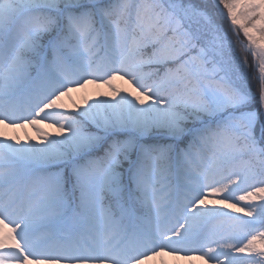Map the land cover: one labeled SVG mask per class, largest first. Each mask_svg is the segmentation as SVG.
Wrapping results in <instances>:
<instances>
[{"label": "snow or ice", "instance_id": "obj_1", "mask_svg": "<svg viewBox=\"0 0 264 264\" xmlns=\"http://www.w3.org/2000/svg\"><path fill=\"white\" fill-rule=\"evenodd\" d=\"M164 255L264 264V0H0V264Z\"/></svg>", "mask_w": 264, "mask_h": 264}, {"label": "rangeland", "instance_id": "obj_2", "mask_svg": "<svg viewBox=\"0 0 264 264\" xmlns=\"http://www.w3.org/2000/svg\"><path fill=\"white\" fill-rule=\"evenodd\" d=\"M118 84H120L122 87H128V85L123 82V81H117ZM98 91H108L106 86L101 85L99 88L95 85H89L87 89L81 90L80 92H74L72 94V98L77 102L80 103L82 101V96L85 94L88 95H95ZM65 103H68L69 105L71 104V101L67 98H65ZM50 132H54L55 128L49 127L47 124L44 125ZM17 134H19L21 137H24L25 134L28 136L35 137L36 133L33 131L31 127H27L25 129H16L14 130ZM13 130H9V134H12ZM161 261L166 262V264H190V262L186 259H179L177 260L176 258L169 256V255H164L161 257H157L153 259L152 261L149 262V264H161ZM191 264H204L202 260L196 259L191 262Z\"/></svg>", "mask_w": 264, "mask_h": 264}]
</instances>
